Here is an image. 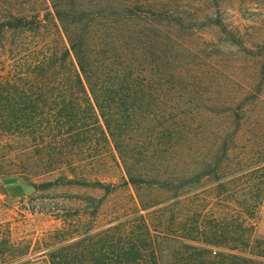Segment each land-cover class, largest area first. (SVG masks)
Segmentation results:
<instances>
[{
	"label": "rangeland",
	"instance_id": "374dc122",
	"mask_svg": "<svg viewBox=\"0 0 264 264\" xmlns=\"http://www.w3.org/2000/svg\"><path fill=\"white\" fill-rule=\"evenodd\" d=\"M72 1L97 15L89 27L92 40L127 56L146 76L145 100L157 102L165 117L142 119V134L163 133L172 125L181 135L177 150L142 163L149 172L145 180L178 176L186 187L179 197L143 188L144 204L157 205L142 210L133 187L107 196L66 184V170L15 175L13 184L1 179L0 239L10 242L7 263L38 260L58 242L53 232L66 224L82 231L106 228L137 209L152 229L179 237L163 243L165 263L182 243L264 262L255 236L264 204V0ZM81 169L78 176L89 181L127 179L123 166L110 157ZM194 222L205 233L196 242L188 237ZM224 230L227 245L204 243H216L214 234Z\"/></svg>",
	"mask_w": 264,
	"mask_h": 264
},
{
	"label": "trees",
	"instance_id": "16d2710c",
	"mask_svg": "<svg viewBox=\"0 0 264 264\" xmlns=\"http://www.w3.org/2000/svg\"><path fill=\"white\" fill-rule=\"evenodd\" d=\"M95 18L72 0L67 4L0 0V180L13 184L15 175L66 170V184L90 187L107 196L133 187L142 210H147L157 204H144L143 188H159L179 197L186 182L178 176L145 180L149 172L142 163L177 150L182 138L172 125L167 132L142 134V119L163 113L157 102L145 100L147 80L136 63L108 44L92 40L89 27ZM105 157L118 160L128 180L105 183L78 176L88 163ZM15 160L21 161L17 165ZM55 185L32 184L36 188ZM188 231L193 242L204 233L199 222ZM228 233H215L216 243H204L225 246ZM51 236L58 242L48 252L19 264H264L187 243L165 263L163 243L179 237L152 229L139 209L119 215L106 228L82 231L66 224ZM9 243L0 239L2 264H8ZM261 246L264 249V240Z\"/></svg>",
	"mask_w": 264,
	"mask_h": 264
},
{
	"label": "crops",
	"instance_id": "0c3cea01",
	"mask_svg": "<svg viewBox=\"0 0 264 264\" xmlns=\"http://www.w3.org/2000/svg\"><path fill=\"white\" fill-rule=\"evenodd\" d=\"M255 236L260 240H264V204H263V218L256 225Z\"/></svg>",
	"mask_w": 264,
	"mask_h": 264
}]
</instances>
